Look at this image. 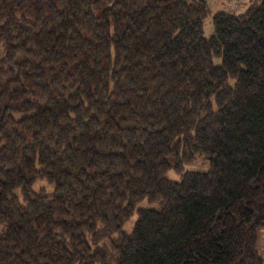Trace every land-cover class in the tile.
Returning a JSON list of instances; mask_svg holds the SVG:
<instances>
[{
  "label": "trees",
  "instance_id": "trees-1",
  "mask_svg": "<svg viewBox=\"0 0 264 264\" xmlns=\"http://www.w3.org/2000/svg\"><path fill=\"white\" fill-rule=\"evenodd\" d=\"M263 228L264 0H0V264H264Z\"/></svg>",
  "mask_w": 264,
  "mask_h": 264
},
{
  "label": "rangeland",
  "instance_id": "rangeland-1",
  "mask_svg": "<svg viewBox=\"0 0 264 264\" xmlns=\"http://www.w3.org/2000/svg\"><path fill=\"white\" fill-rule=\"evenodd\" d=\"M252 0H228L226 1V3L228 2V6L226 5V3H222L223 5H220L219 3L222 2V0H209L210 5L212 7V9L214 11H217L220 8L223 9H227L229 11H233L236 13H243L247 10V8L249 7L250 3ZM233 6V7H232ZM213 32V22H212V17H208L205 20L204 23V33L206 36H210ZM216 63L220 62V59H215ZM209 168V160L204 156V155H199L194 162L186 164L184 170H198V171H207ZM167 177L170 178L171 180L174 181H178L181 179V175L179 173H177L174 170H168V172L166 173ZM36 190H39L40 188H44L45 190H47L48 192L52 191V187L49 186L44 180H39L36 183L35 186ZM141 207H146V206H150V207H154L155 204H150L149 202H147L146 200H143L140 205ZM137 218V214L135 213L134 216L132 217L131 221H134ZM130 223V222H128ZM133 225V223L131 222L129 226ZM257 248L260 252V254L262 255V257L264 258V228L260 230L259 235H258V240H257Z\"/></svg>",
  "mask_w": 264,
  "mask_h": 264
},
{
  "label": "crops",
  "instance_id": "crops-1",
  "mask_svg": "<svg viewBox=\"0 0 264 264\" xmlns=\"http://www.w3.org/2000/svg\"><path fill=\"white\" fill-rule=\"evenodd\" d=\"M209 1V0H208ZM226 1H228V0H222V2L221 3H219L220 5H223L222 3H226ZM250 1V0H249ZM226 5L228 6L229 4H228V2L226 3ZM223 6H225V5H223ZM233 7V6H232ZM218 10H227L226 8L225 9H223V8H220V9H218Z\"/></svg>",
  "mask_w": 264,
  "mask_h": 264
},
{
  "label": "bare ground",
  "instance_id": "bare-ground-1",
  "mask_svg": "<svg viewBox=\"0 0 264 264\" xmlns=\"http://www.w3.org/2000/svg\"><path fill=\"white\" fill-rule=\"evenodd\" d=\"M210 164V163H209Z\"/></svg>",
  "mask_w": 264,
  "mask_h": 264
}]
</instances>
